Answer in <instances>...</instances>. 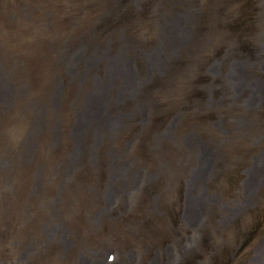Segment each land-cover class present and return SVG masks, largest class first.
I'll return each mask as SVG.
<instances>
[{
  "label": "rangeland",
  "instance_id": "rangeland-1",
  "mask_svg": "<svg viewBox=\"0 0 264 264\" xmlns=\"http://www.w3.org/2000/svg\"><path fill=\"white\" fill-rule=\"evenodd\" d=\"M53 1L0 4L9 25L0 51V264H214L227 247L223 263L264 264V235L244 251L235 232L264 216V0L246 51L226 41L238 0H208V13L205 0H130L135 28L103 37L97 26L119 0H69L67 20ZM148 2L155 37L143 20ZM205 16L206 34L176 70L182 53L172 54V39L192 36ZM90 20L97 25L86 34ZM190 78L203 96L153 126Z\"/></svg>",
  "mask_w": 264,
  "mask_h": 264
}]
</instances>
